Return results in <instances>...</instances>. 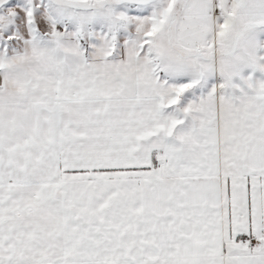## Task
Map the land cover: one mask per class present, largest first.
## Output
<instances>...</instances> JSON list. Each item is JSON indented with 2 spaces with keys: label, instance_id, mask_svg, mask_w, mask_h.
<instances>
[{
  "label": "snow or ice",
  "instance_id": "1",
  "mask_svg": "<svg viewBox=\"0 0 264 264\" xmlns=\"http://www.w3.org/2000/svg\"><path fill=\"white\" fill-rule=\"evenodd\" d=\"M0 264H264V0H0Z\"/></svg>",
  "mask_w": 264,
  "mask_h": 264
}]
</instances>
